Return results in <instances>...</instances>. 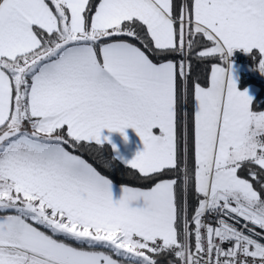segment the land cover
<instances>
[{
	"label": "snow or ice",
	"instance_id": "6c2138e0",
	"mask_svg": "<svg viewBox=\"0 0 264 264\" xmlns=\"http://www.w3.org/2000/svg\"><path fill=\"white\" fill-rule=\"evenodd\" d=\"M236 49L264 73V0H0V264H264ZM117 158L146 186L114 200Z\"/></svg>",
	"mask_w": 264,
	"mask_h": 264
},
{
	"label": "crops",
	"instance_id": "0c3cea01",
	"mask_svg": "<svg viewBox=\"0 0 264 264\" xmlns=\"http://www.w3.org/2000/svg\"><path fill=\"white\" fill-rule=\"evenodd\" d=\"M240 50H243V49H240ZM246 54L248 55L249 53H246ZM232 66L234 70L233 71L234 78H236L237 80V87L241 91H244V90L248 91V94L253 98L252 104H251V108H253V104L260 92L259 87L253 84L245 88L240 87L242 72L244 71L250 72L251 69L250 67H248V64L243 65L233 60H232ZM124 134H126L127 140L124 139ZM124 134L120 133L119 131H110L108 129H102V135L109 137V140L106 141L104 144H109L111 147L113 144L116 145V149L119 153V156H122L127 160H131L132 158H134V156L136 155L138 151L143 150L144 145H143L141 138L138 136V134L133 128L131 127L126 128L124 130ZM112 150H113V147H112ZM117 151L113 150L115 156L117 155ZM117 159L120 160L119 158ZM121 162L123 163V161ZM112 189H113V199L114 200L120 199V197L123 194L122 186L112 183ZM133 205L135 206V202H133Z\"/></svg>",
	"mask_w": 264,
	"mask_h": 264
},
{
	"label": "trees",
	"instance_id": "16d2710c",
	"mask_svg": "<svg viewBox=\"0 0 264 264\" xmlns=\"http://www.w3.org/2000/svg\"><path fill=\"white\" fill-rule=\"evenodd\" d=\"M248 60V67H250V72H242L241 81H240V87L245 88L249 85H257L260 89V92L253 104V110L260 111L264 110V81L260 80L257 76L251 74L256 69L257 62L253 59V56L251 53L247 55ZM102 152L105 153V155L111 159L114 157V152L112 150V147L109 144H104ZM85 158L89 159L90 162H93L94 158L89 156L88 154H85ZM114 167L109 169H101L104 171V174L108 175V177L111 179L112 183L116 185H127L130 186H146V182L139 180L131 171L127 169L125 164H123L120 160L115 159L113 161Z\"/></svg>",
	"mask_w": 264,
	"mask_h": 264
},
{
	"label": "built area",
	"instance_id": "2783aa9c",
	"mask_svg": "<svg viewBox=\"0 0 264 264\" xmlns=\"http://www.w3.org/2000/svg\"><path fill=\"white\" fill-rule=\"evenodd\" d=\"M232 60L240 64H243V65L248 64L247 54L243 50H240V49H236L233 51Z\"/></svg>",
	"mask_w": 264,
	"mask_h": 264
},
{
	"label": "rangeland",
	"instance_id": "374dc122",
	"mask_svg": "<svg viewBox=\"0 0 264 264\" xmlns=\"http://www.w3.org/2000/svg\"><path fill=\"white\" fill-rule=\"evenodd\" d=\"M251 74L257 76L260 80L264 81V73H261L257 67H256V69L253 72H251Z\"/></svg>",
	"mask_w": 264,
	"mask_h": 264
}]
</instances>
